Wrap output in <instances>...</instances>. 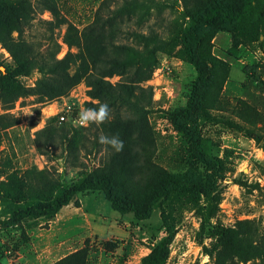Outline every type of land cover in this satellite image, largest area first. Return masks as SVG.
I'll return each instance as SVG.
<instances>
[{
  "label": "trees",
  "instance_id": "trees-1",
  "mask_svg": "<svg viewBox=\"0 0 264 264\" xmlns=\"http://www.w3.org/2000/svg\"><path fill=\"white\" fill-rule=\"evenodd\" d=\"M177 1L179 4L102 0L92 21L78 31L59 13L54 0H35L34 4L29 0H0V46L14 62V69L5 66L0 72V106L7 110L17 99L27 96H36L39 102L50 101L83 83L89 98L83 103L84 108H98L101 103L109 107L107 119L99 124L91 122L81 132L59 123L35 133L33 144L41 155L59 145L62 153L71 156L77 143L88 155L101 154L98 165L76 185L63 189L58 197L55 194L60 183L55 170L33 167L18 175L0 168V177L4 176L0 180V192L6 200L34 197L38 201L36 206L24 211H11V217L2 222L4 225L52 218L77 195L98 192L111 210L119 215L132 214L136 221L148 220L153 209L159 211L165 235L140 259V264H164L176 233L175 213L185 202L191 204V210L200 218V238L210 237L215 241V264H232L234 259L242 264L257 259L264 264V234L259 233L253 222L241 221L233 228L210 225L218 210L224 167L220 159H213L201 150L204 139L198 128V122H220L212 113L219 108L222 88L229 75V65L212 54L211 41L217 33L229 34L230 50L236 52L240 47L261 44L262 37L264 49V0ZM148 3L156 11L155 22L143 31L141 22L148 19L151 6L146 13L136 12L145 9ZM165 9L179 12L176 14L186 26L183 28L177 21L164 24ZM35 10L47 11L52 17L51 21H40L47 31L65 26L64 42L68 47H79V52L56 59L58 49L50 39L46 55L35 52L32 44L22 37L37 14ZM134 16L132 27L130 18ZM156 25L165 30V36L156 30ZM172 54L195 71L184 106L166 112L173 130L189 146V159L176 170L162 167L154 160L158 146L148 117L155 105L152 87L143 86L151 79L159 56ZM32 70L43 78L35 88L27 89L17 77ZM114 76L118 80L110 82ZM232 115L243 125L262 131L255 128L260 121L259 113L246 101H237ZM0 124L3 130L12 126L8 115L0 117ZM223 124L236 132L245 130L232 120ZM91 130L92 141L87 149L85 142ZM115 135L126 141L123 150L99 143L101 136ZM248 136L257 139L252 132ZM260 170L264 178V169ZM86 258L82 248L53 264H86Z\"/></svg>",
  "mask_w": 264,
  "mask_h": 264
},
{
  "label": "rangeland",
  "instance_id": "rangeland-1",
  "mask_svg": "<svg viewBox=\"0 0 264 264\" xmlns=\"http://www.w3.org/2000/svg\"><path fill=\"white\" fill-rule=\"evenodd\" d=\"M34 4L35 0H29ZM102 0H54L59 13L74 29H80L90 23L93 14ZM174 4L177 0H153ZM149 17L142 21L141 29L155 22V9L150 3L145 9L136 13H146ZM179 6V5H178ZM37 13L30 26L24 29L23 39L31 43L35 52L46 55L48 41L57 46L56 59L67 53L76 54L79 47H68L64 42L65 26L55 28L52 32L43 28L40 21H51L49 12ZM162 13L163 23L177 21L184 28L186 23L178 17L176 11L165 9ZM132 21L136 16L131 17ZM133 27V25H131ZM162 36L165 30L154 26ZM16 37V33L13 34ZM261 44L240 47L236 52L230 50L231 37L226 33H217L211 41V52L229 65V75L222 88L219 108L212 114L220 121L216 124L199 123V131L204 139L200 148L213 159L223 162L225 180L222 182V193L217 204V212L210 219V225L233 228L241 221L253 222L260 234H264V49ZM178 46L175 49H179ZM174 52V53H175ZM14 69L10 55L0 46V69ZM42 75L36 70L17 77V81L27 89H33ZM195 71L191 65L174 54L160 55L158 64L151 79L143 84L152 87L154 112L148 117L158 150L155 162L169 170H176L185 165L189 159L187 142L174 130L166 112L184 106L189 95ZM115 82L118 77L109 79ZM86 88L79 83L68 93L50 101L39 102L36 96L17 99L13 106L4 109L0 106V117L8 115L12 126L3 130L0 124V168L7 173L22 174L25 170H55L60 188L55 194L58 197L63 189L76 185L82 177L98 165L100 155L86 154L80 143L76 144L71 156L62 153V148L55 149L46 155L37 152L33 139L35 133L49 125H59L58 115L65 107H70L72 118L85 108L83 103L89 101ZM237 101H246L260 115L256 129L243 125L232 115L233 105ZM234 121L244 127L236 132L223 124V121ZM67 125L66 123H63ZM83 126H73L81 132ZM252 132L257 139L248 134ZM83 133V132H82ZM88 131L90 149L92 141ZM87 134V133H86ZM61 157V158H60ZM4 176L0 177V180ZM194 199V197H191ZM38 204L34 197L21 201H8L0 192V264H53L62 257L84 249L87 254L86 264H140V259L149 253L154 244L162 238L164 229L161 226L159 211L153 209L145 221L134 220L132 214L119 215L110 209L103 195L82 193L66 207H63L52 218L27 219L14 226L2 222L11 217V211H24ZM189 203L177 208L176 233L170 242L169 255L164 264H215L213 251L215 241L210 237L200 238V218L191 210ZM206 249V252L203 249ZM211 253V255H210ZM210 255V256H209ZM232 264H242L236 259ZM246 264H261L259 260Z\"/></svg>",
  "mask_w": 264,
  "mask_h": 264
},
{
  "label": "clouds",
  "instance_id": "clouds-1",
  "mask_svg": "<svg viewBox=\"0 0 264 264\" xmlns=\"http://www.w3.org/2000/svg\"><path fill=\"white\" fill-rule=\"evenodd\" d=\"M0 71H2V69H0ZM108 117L109 107L107 104L101 103L98 108H85L78 114V119L73 121V123H78L81 126L87 125L91 122L99 124ZM99 143L108 145L111 149L114 150H123L126 141L119 135H115L112 137L101 136L99 138Z\"/></svg>",
  "mask_w": 264,
  "mask_h": 264
},
{
  "label": "built area",
  "instance_id": "built-area-1",
  "mask_svg": "<svg viewBox=\"0 0 264 264\" xmlns=\"http://www.w3.org/2000/svg\"><path fill=\"white\" fill-rule=\"evenodd\" d=\"M71 110L70 107H65L61 113L58 115V122L59 123H66L69 124L71 126H81L78 123L74 124L73 121L77 120L75 118H72L71 116Z\"/></svg>",
  "mask_w": 264,
  "mask_h": 264
},
{
  "label": "crops",
  "instance_id": "crops-1",
  "mask_svg": "<svg viewBox=\"0 0 264 264\" xmlns=\"http://www.w3.org/2000/svg\"><path fill=\"white\" fill-rule=\"evenodd\" d=\"M76 251V250H75Z\"/></svg>",
  "mask_w": 264,
  "mask_h": 264
}]
</instances>
